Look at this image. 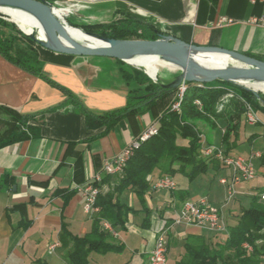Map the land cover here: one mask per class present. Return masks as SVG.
Returning a JSON list of instances; mask_svg holds the SVG:
<instances>
[{"label":"crops","instance_id":"0c3cea01","mask_svg":"<svg viewBox=\"0 0 264 264\" xmlns=\"http://www.w3.org/2000/svg\"><path fill=\"white\" fill-rule=\"evenodd\" d=\"M45 1L65 4L76 0ZM52 11L59 18L65 17L62 9ZM221 18L230 22L219 26ZM125 19L143 33L219 47L264 62V0H104L76 8L70 17L74 23L88 25ZM9 36L12 34H3L4 38ZM41 54L31 61L35 69L29 71L0 52V142L12 122L4 110L27 119L21 131L28 135L0 147V264H69L71 238H82L92 228L75 186L100 173L106 161L154 121L152 112L134 99L140 87L123 79L116 60ZM126 111L109 128L86 126V115ZM262 118L258 115L259 123L254 126L242 125L238 133L231 155L248 158L256 151L261 158L252 162L255 178L238 185L229 202L225 186L219 184L220 178L230 177L228 168H211L202 175L204 181L200 180L204 182L202 191L193 195L189 193L190 182L182 175L172 177L174 192L152 191L151 183L160 178L155 173L148 177L149 188L142 196L131 190L118 195L119 203L129 211L123 231L110 243L121 249L92 253L88 264H145L155 239L153 228L163 222L169 226L181 204L189 200L204 199L218 208L225 230L212 234L196 226H171L167 264L180 258L188 237L224 243L251 199L264 191V115ZM223 130L218 127L213 132L212 145L220 146ZM109 179L111 190L117 179ZM54 243L59 246L49 253L47 248ZM172 249L179 251L171 261Z\"/></svg>","mask_w":264,"mask_h":264},{"label":"trees","instance_id":"16d2710c","mask_svg":"<svg viewBox=\"0 0 264 264\" xmlns=\"http://www.w3.org/2000/svg\"><path fill=\"white\" fill-rule=\"evenodd\" d=\"M127 22L128 20L125 19L109 25H83L82 31L108 39L155 40L158 38V35L154 33L150 37H145L137 25L131 27L129 25L133 22L130 24ZM142 27L144 30V26H141V29ZM14 40L12 37L4 38L0 33V52L29 71L35 69L31 61L43 56L41 52H51L42 47L38 50L40 53L30 47L28 52L15 49ZM117 62L121 67V75L127 83L135 81L137 86L143 85L138 76L123 68V62ZM138 91L140 89L136 91L138 94L134 99L152 112L154 120L158 123L157 135L143 142L134 151L125 164L122 174L116 175L115 186L96 198L99 213L92 220V228L88 234L82 238H71L69 264H88V257L92 253H107L121 249L110 243L113 237L101 230V223H109L115 233L123 231L129 210L118 201V195L122 191L131 190L138 196H142L149 188L148 177L155 173H158L160 177L182 175L192 182L197 177L206 175L211 168L223 167L216 160L200 157L198 152L200 139L195 131L196 124L206 123L207 126L216 129L217 122H221L224 130L220 147L225 154L231 155L241 128V117L245 112L244 105L247 104L254 111L264 115V108L254 109L255 94L243 87L232 92V97L225 98L227 90L221 87L186 83L179 102V113L171 111L170 107L176 97L174 93L178 92L179 88L163 90L155 84L153 88L145 86L141 93ZM219 107L222 109L219 110ZM4 112L11 117L12 122L6 129L0 147L27 139V133L21 131L27 119L18 117L9 110ZM127 112L96 117L86 115V126L109 128ZM109 182L110 179L107 176L102 179L103 184L109 185ZM5 183L9 185L10 179L5 180ZM260 201L257 195L251 199L249 207L242 211L236 225L230 228L224 243H212L203 237H188L183 246V253L175 264H260L264 262V245L259 246V243H264V203ZM147 214L149 215L148 211H146ZM144 227L147 228L148 224ZM63 235H66L65 229ZM245 245L252 249L251 253L243 248Z\"/></svg>","mask_w":264,"mask_h":264},{"label":"water","instance_id":"95a60500","mask_svg":"<svg viewBox=\"0 0 264 264\" xmlns=\"http://www.w3.org/2000/svg\"><path fill=\"white\" fill-rule=\"evenodd\" d=\"M0 7L22 10L33 15L40 23L51 44H45L36 40L30 34L23 32L12 20H10V22L16 25L19 31L30 40L34 41L43 49L56 54L74 57L108 58L121 61L125 64H127L128 59L133 57L156 55L165 61L174 62L180 69V72L172 82L160 84V88L163 90L181 88L185 86L186 83L208 84L215 81L234 83V80L239 78L254 79L264 82V62L234 51L219 47L195 46L162 35H158V38L155 40H120L108 39L84 32L86 37L95 39L102 44L97 47H85L79 45L71 38L66 30L65 23L53 13L51 4L43 0H0ZM0 14L4 15L3 13ZM61 40L65 41L68 46L63 47L60 42ZM190 51L222 54L240 62L245 68H230L209 72L191 60L189 57Z\"/></svg>","mask_w":264,"mask_h":264},{"label":"built area","instance_id":"2783aa9c","mask_svg":"<svg viewBox=\"0 0 264 264\" xmlns=\"http://www.w3.org/2000/svg\"><path fill=\"white\" fill-rule=\"evenodd\" d=\"M104 0H76L75 2L60 4L55 2L51 4L52 8L59 9L67 7L69 9H76L81 6L101 3ZM230 20L221 18L218 21L219 26L229 23ZM181 88H185L182 86ZM180 88V90H181ZM178 110V102L172 107V111ZM246 122L249 125H256L259 123V119L256 114L250 109L246 112ZM158 126L152 124L146 127L133 141L127 144L118 154L112 157L109 161L103 164L100 173L94 174L89 180L79 186H75L76 191L83 197V212L84 214L93 220L99 213V208L96 206V198L109 187L102 183L103 176L116 177L117 174H122L123 169L127 161L132 157L131 147L136 143H141L143 135L145 134H157ZM199 155L203 158L204 153H208V150H217V157H211V160L218 161L223 167L228 168L231 171L230 177H223L219 179V184L225 186L227 192L226 203L229 202L235 195V189L238 185L245 182H249L255 178V170L253 167V160L261 158V154L256 151L251 152V168H242V156H233L225 154L223 149L218 146L208 144L203 137L200 138L199 143ZM152 191H166L174 192L176 190V184L172 177L163 176L156 179L151 183ZM259 196V194H257ZM216 218H221V211L210 206L204 199L198 201H185L181 204L177 214L171 220V224L168 226L163 222L161 226L153 228L155 239L159 241L158 249H151L149 257L145 264H160V262H167V233L173 225H185L196 226L210 232H222L225 230V226L216 225ZM101 230L110 234L112 237H116V233L112 229L109 223L102 222ZM59 246V243H54L48 246L47 250L52 253L55 248ZM247 247V245H245Z\"/></svg>","mask_w":264,"mask_h":264},{"label":"rangeland","instance_id":"374dc122","mask_svg":"<svg viewBox=\"0 0 264 264\" xmlns=\"http://www.w3.org/2000/svg\"><path fill=\"white\" fill-rule=\"evenodd\" d=\"M2 9L3 10H7V9L1 7L0 10H2ZM59 9H62V10L65 11V17H62L61 20L65 24H67L68 26H70V27H72L74 29L81 30V31H82V26L83 25L90 26L88 24L74 23L73 21L70 20L71 15L73 13H75V9H69L67 7H63V8H59ZM54 10H55V8H54ZM0 13H2V12L0 11ZM3 14L4 15L0 14V33L2 35L3 34H12V38L15 39L14 40V48L15 49L18 48L19 50H23V51H26V52H28L30 50V48L33 49V50H40L41 46L36 44L34 41L30 40L28 37H26L24 34H22L19 31V29H18V27H19L23 32H25L30 26H28L27 24L22 22V20L17 17V15H16V13L14 11H8L7 13H3ZM10 20L15 22L16 25H18V23H20V24L24 25V27L22 28L19 25L17 27L13 23H11ZM67 32L69 33L70 29H68ZM143 34L145 35V37H150V35H151V33L149 31H144ZM88 58H95V57H88ZM123 68L127 72H129V73H131V74H133L135 76H138L139 79H141L143 85H141V86L138 85L140 87L139 88L140 91H143L145 86H149V87H152V88L155 87L156 83H153L148 78L149 75L163 80L162 82H160L158 84L160 86V84H168V83L172 82V80H174L173 77H175V76H177L179 74V71L177 69L170 70V69L164 67L163 64L161 62H159V61H153L152 64H150V73H149V75H146L142 69H140V68H138L137 66H134V65H127V64L124 63ZM207 85L221 87V88L227 90L225 98L232 97L233 96L232 92H234L237 89H241L242 88L241 86H239L237 84L230 83V82H222V81H215V82H212V83H208ZM243 89H246V88H243ZM246 90H248V89H246ZM174 94H175L176 97H175L174 101L170 104L171 105L170 106L171 107V111H172V107L177 102H179L180 88H179V91L175 92ZM254 94H255L254 98H253L254 99V104H255V108L254 109H256V107L264 108V93H255L254 92ZM244 106H245V112L243 113V115L241 117V121H242L241 126L242 125L243 126H245V125L249 126V124H247L246 118H245L248 108H250L256 114L257 117H258V115H260V118L263 117V114H261L259 111H254L249 105L245 104ZM221 109L222 108L219 107V110H221ZM176 112L179 113V108H178V110ZM260 123L262 124V121H260ZM152 124L158 125V123L155 120L150 125H152ZM150 125H148V126H150ZM218 127H223V124L221 122H217L216 129H212L211 127H209V125L207 126L206 123H198L195 126V131L199 134V139L201 137H203V139L208 144H211V143H213V132L216 131ZM214 146H217V145H214ZM218 147H220V146H218ZM176 178L179 179V176H177ZM200 180L204 181L202 179V176H199L196 179H194L192 182H190V184H191L190 185L191 189H190V192H189L190 194L193 195L196 192L202 191L203 186H204V184H203L204 182L200 183ZM226 198H227V195H226ZM189 201H191V200H189ZM262 203H264V202H262ZM215 209L219 210L218 208H215ZM208 232H210V231H208ZM210 233L215 234V232H210ZM216 233H219V232H216ZM260 245L263 246L264 243H259V246ZM243 248L248 253H251V251H252V249L249 246H247V247L243 246ZM178 249L181 250V246ZM179 250L172 249L170 251V255H169L168 258L171 259V261H172L175 258V256L178 254ZM260 264H264V262H261Z\"/></svg>","mask_w":264,"mask_h":264},{"label":"bare ground","instance_id":"6f19581e","mask_svg":"<svg viewBox=\"0 0 264 264\" xmlns=\"http://www.w3.org/2000/svg\"><path fill=\"white\" fill-rule=\"evenodd\" d=\"M3 8H5L7 10H3V9L0 10L2 13H7L8 11H14L16 13L17 17L22 20V22H24L25 24L30 26L25 31L26 34H30L31 36H33L36 40H39L40 42H43L45 44H51L49 42V39L45 35L40 23L37 21V19L33 15H31L28 12L22 11V10L10 9V8H6V7H3ZM18 25L22 28L24 27V25H22L20 23H18ZM65 27H66V30L70 29V32L68 34L71 36V38L76 43H78L81 46L97 47V46L102 45L99 41L86 37L84 35V32L81 30L74 29V28H72L66 24H65ZM60 42H61V45L63 47L68 46V44L65 41L61 40ZM189 57L197 65L201 66L202 68L206 69L209 72H215V71L221 70V69L245 68V66L243 64H241L240 62H238L232 58H229L225 55L213 53V52L203 53V52L190 51ZM153 61H159L163 64L164 67H166L170 70L177 69L180 72V69L178 68V66L174 62L165 61L156 55H144V56L133 57V58L127 60V64L137 66L138 68L142 69L146 75H149L150 64H152ZM175 77H173V78H175ZM148 78L153 83H156V84H159L160 82L163 81L161 79H158V78H156L154 76H150V75ZM234 83L243 87V88L249 89L250 91H253L255 93H264V82L254 80V79L239 78V79L234 80ZM184 90H185V88H181V90H180L179 102L182 98V94H183ZM179 102H178V108H179ZM155 135H157V134H145V135H143V139H141V143H136L131 147V155L134 153L135 150H137L140 147V145L143 142L147 141L148 139H150L151 137H153ZM203 157L204 158L217 157V150H208V153H204ZM242 168H251V153H250L248 158H242ZM117 175H120V174H117ZM108 191L109 190H106V192H108ZM258 197L262 202H264V192H261ZM216 225H223L221 218H216ZM158 248H159V241H154L152 249H158ZM160 264H166V262H160Z\"/></svg>","mask_w":264,"mask_h":264},{"label":"flooded vegetation","instance_id":"af4514ba","mask_svg":"<svg viewBox=\"0 0 264 264\" xmlns=\"http://www.w3.org/2000/svg\"><path fill=\"white\" fill-rule=\"evenodd\" d=\"M48 3V2H47Z\"/></svg>","mask_w":264,"mask_h":264}]
</instances>
